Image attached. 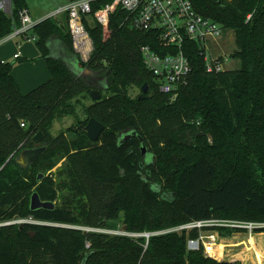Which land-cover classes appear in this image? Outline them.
Returning a JSON list of instances; mask_svg holds the SVG:
<instances>
[{"label": "trees", "instance_id": "obj_1", "mask_svg": "<svg viewBox=\"0 0 264 264\" xmlns=\"http://www.w3.org/2000/svg\"><path fill=\"white\" fill-rule=\"evenodd\" d=\"M12 1V17L0 12V40L21 25L19 14L28 9L25 0ZM191 1L199 14L234 32L232 57L240 67L208 73L200 45L187 42L192 73L175 101L158 90L141 53L150 45L164 54L165 44L156 33L132 29L121 9L111 16L108 35L86 22L94 51L89 62H77L90 77L72 72V60L64 59L75 55L67 15L65 23L48 18L33 29L51 74L45 84L23 94L13 64L0 58V223L25 221L0 227V264H242L219 262L203 248L189 251L197 229L171 230L204 221L264 224V0ZM58 41L63 52L54 56L51 44ZM145 84L150 92L140 100ZM92 91L102 98L93 101ZM81 99L92 104L86 120L69 130L76 140L53 138L55 118L73 113ZM92 118L105 127L96 142L82 128ZM40 131L44 139L35 144ZM129 131L137 136L120 145ZM138 137L154 155L153 165H146ZM38 147H46L41 157L21 166L20 154ZM57 157L67 160L69 196L62 204L56 186L37 173L52 170ZM35 192L55 209L31 211ZM121 215L125 230L138 236L76 228L106 229ZM250 244L257 248L253 235ZM223 249L216 246L217 258Z\"/></svg>", "mask_w": 264, "mask_h": 264}, {"label": "built area", "instance_id": "obj_2", "mask_svg": "<svg viewBox=\"0 0 264 264\" xmlns=\"http://www.w3.org/2000/svg\"><path fill=\"white\" fill-rule=\"evenodd\" d=\"M99 3L100 8L94 11V5ZM118 9L128 15L127 21L132 29L156 33L158 40L165 44L167 52L164 54L154 51L150 45L143 46L141 53L145 67L153 76L158 90L170 96L171 101L176 100L192 73V66L184 49L187 42L200 45L208 73L218 74L227 71L225 67L227 59L212 54L209 57L206 54L209 50L208 44L222 36L224 29L213 19L199 14L191 0H69V4L58 9L53 16L67 15L74 54L87 63L94 51V43L86 29V22H95L102 27L104 34L108 35L111 16ZM0 12L12 17L13 1L0 0ZM19 16L21 25L14 27L8 36L0 40V46L19 38L28 42L36 41L33 29L43 20L33 21L28 9L22 10ZM20 57L21 54L18 53L14 55V60H19ZM6 63L9 62L2 60V64ZM213 226L249 230L251 234L258 228L255 224L237 221H204L193 222L171 231L199 230V238L188 241V250L198 251L203 248L206 256L218 260L215 252L219 234L217 231L205 230ZM119 235L137 236L125 232ZM143 236L149 239L151 234Z\"/></svg>", "mask_w": 264, "mask_h": 264}, {"label": "rangeland", "instance_id": "obj_3", "mask_svg": "<svg viewBox=\"0 0 264 264\" xmlns=\"http://www.w3.org/2000/svg\"><path fill=\"white\" fill-rule=\"evenodd\" d=\"M25 2L28 6V11L33 21L37 22L40 20L52 18L53 20L59 23H65V14L54 17L53 13L56 12L58 9L67 6L69 4V0H25ZM15 41H20V43L28 42V40H24L22 38L16 39ZM31 43H32V46L37 50L36 42L31 41ZM2 46H4V44L1 45L0 48ZM208 49L209 50L206 51V54L209 57L213 55V56H218V57H224V59H227L226 65H225L227 70H233V69H237L240 67V61L232 57V53L234 52V50H236L235 35L233 31L225 30L222 36H220L218 39L208 44ZM57 51L59 53L63 52L62 49L57 50ZM68 54H69L68 55L69 57L73 58L70 52H68ZM77 58L78 57L75 56V59H73L74 61L70 62L73 64L69 66V69L75 74H77L78 76L90 77V72L82 68L80 65L81 63H84V62L78 58L80 62L79 64L77 62ZM14 62H10V63H12L15 68L19 65V62L18 61H14ZM28 62H30V60ZM131 94L133 96H136L138 94V91H132ZM91 104H92L91 100L81 99L80 101L76 103L75 110L73 113H69L62 117L57 116L55 118L53 125L50 127V131H49L50 135L53 138H59L60 136H64V138L67 139V141L76 140L77 138L76 135L73 133H70L69 130L72 128H76L80 124V122H83L86 120L87 115L85 111L89 106H91ZM53 161L56 164L52 170L50 171L40 170L37 173L38 174L45 173V175L50 180V183L56 186L58 193H59L58 203L62 204L64 198L69 196V192L63 186L64 183L67 182V176L64 174L65 169L67 167V160L57 157V158H54ZM123 220H124V216L121 215V217L117 221L109 223V227L106 229H92V228H88L84 226H77L76 228H79L83 231L92 232V233H100V234H107L110 236H116V235L122 234V232L128 233L125 230V227L123 225ZM23 221L24 220L18 219L17 221L13 220V221L3 222V223H0V227L4 226L7 223L19 224L20 222H23ZM252 224H255L256 226H258V228L264 227V224L262 223H252ZM251 235H253L254 237V241H255V244L257 245V248L253 249L252 245L250 244ZM217 246H221L224 248L222 252V259H218L219 262H222V261L229 262V263L241 262L242 264L247 262L248 264H253L254 262L258 260V257L260 258L264 257V250L262 251L260 250L261 247L262 248L264 247V232L256 233V230H255L253 234H251L250 231L248 230L246 232H240V233H235V234L234 233L233 234L223 233L222 235L219 234V238L217 240Z\"/></svg>", "mask_w": 264, "mask_h": 264}, {"label": "crops", "instance_id": "obj_4", "mask_svg": "<svg viewBox=\"0 0 264 264\" xmlns=\"http://www.w3.org/2000/svg\"><path fill=\"white\" fill-rule=\"evenodd\" d=\"M57 49H62V44L59 41L57 43L51 44V50L53 54H56L58 52ZM18 53L21 54L19 60L22 59L23 62L19 60H14V55ZM72 57L73 58L64 55V59L68 58L74 61L73 59H75V56ZM0 58L1 60H5L9 63L14 61L19 62V65L13 68L12 75L17 81L20 90L23 94L30 93L34 89L48 82L51 78L47 63L44 59H41L39 50H36L32 46L31 42L20 43V41H12L7 44H4V46L0 48ZM29 60L30 62H28ZM215 254L217 256V250Z\"/></svg>", "mask_w": 264, "mask_h": 264}, {"label": "water", "instance_id": "obj_5", "mask_svg": "<svg viewBox=\"0 0 264 264\" xmlns=\"http://www.w3.org/2000/svg\"><path fill=\"white\" fill-rule=\"evenodd\" d=\"M142 95L140 96V100L146 99V95L150 92V86L148 84H145L142 89H141ZM91 99L93 101H99L102 98V94L100 91H92L91 94ZM83 130L89 135L92 141L96 142L99 140L101 137L102 133L105 130V127L96 121L95 119H90L88 124L86 126L82 127ZM137 136V133L135 131H129L126 133H123L119 137V144L123 145L127 141L131 140ZM142 144H141V149H142V154L145 158V163L146 165H153L154 163V155L150 153L143 143L142 139L138 137ZM44 139L43 132L40 131L34 138H33V143L35 144H40ZM46 147H38L36 149L32 150H24L20 156H19V163L23 167H28L32 163H34L36 160H38L41 155L45 152ZM45 176L43 174H40L38 176V180H42ZM40 209L44 210H54L55 209V203L53 202H43L37 192H35L32 197H31V211H37ZM25 221L20 222V224H24ZM16 223H7L5 224L6 226L13 225ZM244 264H248L245 262Z\"/></svg>", "mask_w": 264, "mask_h": 264}]
</instances>
